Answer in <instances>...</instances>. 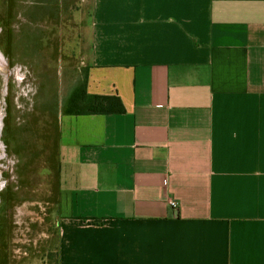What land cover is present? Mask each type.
<instances>
[{"label":"crops","instance_id":"0c3cea01","mask_svg":"<svg viewBox=\"0 0 264 264\" xmlns=\"http://www.w3.org/2000/svg\"><path fill=\"white\" fill-rule=\"evenodd\" d=\"M91 7L125 112L58 116V264H264V0Z\"/></svg>","mask_w":264,"mask_h":264},{"label":"rangeland","instance_id":"374dc122","mask_svg":"<svg viewBox=\"0 0 264 264\" xmlns=\"http://www.w3.org/2000/svg\"><path fill=\"white\" fill-rule=\"evenodd\" d=\"M92 0H0V264H54L58 116L38 109L89 64Z\"/></svg>","mask_w":264,"mask_h":264},{"label":"trees","instance_id":"16d2710c","mask_svg":"<svg viewBox=\"0 0 264 264\" xmlns=\"http://www.w3.org/2000/svg\"><path fill=\"white\" fill-rule=\"evenodd\" d=\"M61 0H34L36 13L45 14L47 8L51 5L57 6ZM88 66L83 69L81 77L74 78L70 82L61 97L54 92L48 102H44L41 108L43 112L53 115L59 114H123L125 107L121 99L116 95L87 94ZM54 191L56 195V204L59 203V171L55 176ZM54 264H58V251H56Z\"/></svg>","mask_w":264,"mask_h":264},{"label":"built area","instance_id":"2783aa9c","mask_svg":"<svg viewBox=\"0 0 264 264\" xmlns=\"http://www.w3.org/2000/svg\"><path fill=\"white\" fill-rule=\"evenodd\" d=\"M170 205L175 207L176 206V203L174 201H170Z\"/></svg>","mask_w":264,"mask_h":264}]
</instances>
